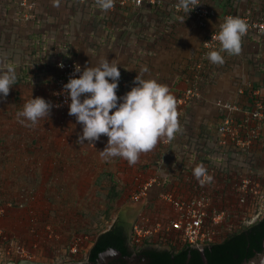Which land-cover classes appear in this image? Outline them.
<instances>
[{"label": "built area", "instance_id": "1", "mask_svg": "<svg viewBox=\"0 0 264 264\" xmlns=\"http://www.w3.org/2000/svg\"><path fill=\"white\" fill-rule=\"evenodd\" d=\"M40 1L15 0L17 18L25 23H35ZM74 1L76 5L96 6L107 14L108 18L112 15L124 19L137 15L170 16L178 25H189L203 31L196 56L186 60L183 66L182 80L186 85L180 87L176 82L155 79L166 85L175 98L179 131L172 140L158 142V160L153 165L140 164L141 172L155 168L156 174L145 182L142 181V175L137 177L136 188L128 194L130 199L139 201L148 198L151 190L156 188V200L162 207L161 210L160 207L157 209L159 212L147 209L138 214L129 236L131 247L139 250L171 251L173 248L180 250L209 246L219 242L230 232L263 220L264 82L257 85H239L231 94L232 98L216 100L218 115L215 123L209 127L212 140H209L207 135L199 139L200 132L192 133L191 146H188L184 144V131L187 130L189 110L204 99L201 88L210 82L212 63L208 59V53L219 50L220 42L216 39V34L220 25L226 17H239L247 25L241 38L240 51L233 54V58L240 56L251 44H262L264 0H196L197 6L189 13L181 7L179 0H112V7L107 10L101 9L97 0L72 2ZM221 55L222 64L231 62L229 53L223 52ZM52 61L50 65L55 71L52 76V93L51 98L45 100L53 105L50 112L67 115L70 100L63 91V85L73 74L75 65H79L81 71L85 67L73 57H58ZM137 75L135 72H126L124 75L120 73L116 90L118 97L135 86L133 81ZM140 76L147 79L141 74ZM197 140L205 152H194ZM93 144L90 146L95 147V141ZM204 145L207 148H203ZM181 155L184 157L181 158ZM200 158H210L211 161H203L204 159ZM175 166L176 168L172 169ZM197 166H203L205 169L199 179L193 175ZM168 167L171 168L169 175H166L168 177L161 175L160 172H165ZM175 170H179V174L172 175ZM2 203L0 200V216L5 214L6 206L11 205L7 203L4 206ZM32 223L36 224L35 219ZM46 229L49 231L50 226L47 225ZM11 238L0 229L1 263L7 264L17 260L37 261L49 256L47 247L41 249L34 242L27 246ZM84 239L77 237L71 241L69 252L72 259L69 263L79 260L75 258L79 254L81 243L85 242ZM49 241L51 240H45V244L48 245Z\"/></svg>", "mask_w": 264, "mask_h": 264}, {"label": "rangeland", "instance_id": "2", "mask_svg": "<svg viewBox=\"0 0 264 264\" xmlns=\"http://www.w3.org/2000/svg\"><path fill=\"white\" fill-rule=\"evenodd\" d=\"M37 12L38 19L35 23H30L31 28H26L32 29L30 31H33L34 39L41 42L40 50L46 52L48 46L55 52L53 56L59 54L62 57L76 58L83 67L96 66L101 59H108L126 72L140 73L147 79L163 78L176 82L181 87L185 86L182 81L185 61L196 56L202 37V33L195 27L178 25L170 16L137 15L124 19L112 15L108 18L96 6L76 5L68 0H41ZM16 13L15 0H0V57L5 60L13 55L12 63L18 57L7 50L6 44L13 43L15 39L18 44L24 43V37L13 34L19 33L16 31L19 21L15 22L16 27L7 17ZM10 31L13 33H9ZM255 48L249 47L236 58L230 54L232 58L229 64L216 66L212 63L210 82L201 88L203 94L233 93L239 85L264 82V41ZM18 54H23V50ZM29 67L22 64L20 70H35ZM141 68H147V72H140ZM35 71L40 74L39 70ZM219 79L224 83L218 85ZM102 145L103 148L93 147V150L83 147L76 150L82 159L79 162L80 172L76 177V182L80 180V183L75 184L79 189L69 191L65 197L50 198L49 201L55 207L49 211L44 210L39 215L34 214L36 224L31 223L29 236L38 247H47L49 250L48 257L36 262L69 263V253H65L72 239L77 238L75 236L88 238V243L84 239L87 246L78 255L82 263L86 262L92 243L101 233L111 228L120 212L126 208L134 212L143 203L142 200H131L127 194L128 189H135L137 186V181L134 180L136 172L130 173L133 174V178H129L131 185H125L127 181L124 182L125 173L120 171V160L115 157L102 159L99 151L104 149L107 142ZM86 151L92 153L93 160L86 159ZM180 157L183 158L184 155ZM71 184L73 185L72 182ZM40 222L43 223L39 225ZM47 225L50 226L49 231L46 229ZM0 229L11 236L12 240H19L17 242L27 246L31 243L28 239L20 240L10 230ZM38 237L42 238L43 245ZM44 240L51 241L46 245ZM61 240H65V244L60 243Z\"/></svg>", "mask_w": 264, "mask_h": 264}, {"label": "crops", "instance_id": "3", "mask_svg": "<svg viewBox=\"0 0 264 264\" xmlns=\"http://www.w3.org/2000/svg\"><path fill=\"white\" fill-rule=\"evenodd\" d=\"M7 17L12 24H15L14 26H16L15 22L19 21L17 25L19 27L16 26V31L19 33L15 34L12 31L9 33L24 37L25 45H22L24 43L18 44L16 39L13 43L6 44L10 53L17 54L18 58H15L14 63L11 62L13 55L5 58V60L0 57V69H4V65L8 62L13 65L17 74L16 82L10 87L7 97L0 99V198L11 204L7 206L5 215L0 217V227L10 230L20 240L28 239L32 243L33 241L29 236V227H31V220L36 219L34 214L39 215L44 210L49 211L55 207L49 201L50 198L65 197L69 191L79 189L75 184L80 183V180L76 182V177L80 172L79 162L82 159L76 150L82 147L93 150V147L87 144L88 141L77 143L78 136L82 134V125L76 122L74 116L50 112L48 117L39 119L35 125L30 122L21 124L18 121L17 112L21 111L25 102L32 99V97L51 98L52 76L55 71L50 63L55 58L53 56L55 52L48 46L46 52L40 50L38 41L32 35L33 31H30L32 29H30L31 25L29 23L19 20L17 15H8ZM26 27H30V30ZM197 30L202 33L203 37V31ZM0 35H2L1 30ZM251 46L255 48L257 44H251L247 47ZM21 49L24 55L18 54L19 51H22ZM4 62L5 64H2ZM22 64L30 66V69H44L43 73L45 74H41V76L39 74L36 78L37 76H34L35 70L26 71L27 78L25 77L26 79L22 82L20 81L23 76L20 70ZM37 79L38 83L36 82ZM182 81L185 83L184 80ZM218 81V85L224 83L221 79ZM177 85L179 86V84ZM226 89L227 87L224 92ZM231 94L232 92L205 93L204 99L194 104L189 110L184 140H190V134L200 132L201 126L209 128L210 125H213L218 115V109L215 105L216 100L219 98L230 99L232 98ZM107 140V136L101 134L100 138L95 141V148H103L102 144ZM157 147L158 143L152 150L140 153L137 162L132 165L122 157H115L120 160L122 166L120 171L125 173L126 180L124 182L127 181L125 185L129 183L131 185L129 178L135 172L134 180L142 175L143 182L156 174L155 168L141 172L140 164L150 163L153 165L158 160ZM86 155L88 156L86 159L93 160L92 153L86 151ZM169 168L165 172L161 171L160 174L163 176L169 175ZM175 168L176 166L172 169ZM174 174H179V170H175L172 175ZM126 175L129 177L127 178ZM173 179L176 180V178ZM174 189L177 190L178 188ZM132 191L133 188L128 189L127 194ZM156 194L157 189L154 188L148 198L142 199L143 203L138 206L139 209L137 210L139 214L147 209L157 210L160 207L161 210L162 206L156 200ZM46 198L48 199L46 200ZM157 211L159 212V210ZM42 223L40 222L39 225ZM60 243L65 244V240H61Z\"/></svg>", "mask_w": 264, "mask_h": 264}, {"label": "clouds", "instance_id": "4", "mask_svg": "<svg viewBox=\"0 0 264 264\" xmlns=\"http://www.w3.org/2000/svg\"><path fill=\"white\" fill-rule=\"evenodd\" d=\"M179 2L188 13L197 6L196 0ZM97 3L104 10L112 7V0H97ZM246 29V23L239 17H226L216 34L219 50L208 53L209 61L222 64L221 53L238 54ZM118 66L108 59H101L96 66L85 67L83 71L75 65L63 91L70 100L68 115L74 116L82 125L77 143L88 141L87 144L94 145L93 142L104 134L108 140L105 148L99 151L101 158L107 160L119 156L132 165L140 153L152 150L165 139H173L179 131L178 113L175 98L168 87L155 79H143L140 73L133 81L135 86L118 97ZM140 72H147V68H141ZM16 79L15 68L6 63L4 70L0 71V99L7 97ZM52 107L44 98L32 97L16 115L21 124L30 122L35 125L39 119L49 116ZM204 172L203 166H197L193 175L199 179Z\"/></svg>", "mask_w": 264, "mask_h": 264}, {"label": "trees", "instance_id": "5", "mask_svg": "<svg viewBox=\"0 0 264 264\" xmlns=\"http://www.w3.org/2000/svg\"><path fill=\"white\" fill-rule=\"evenodd\" d=\"M73 3L76 4L75 1ZM36 41H38V46L41 48L40 46L41 42L39 40ZM58 57H62V56L56 54L55 58ZM64 58H68V57H64ZM119 71L123 75L124 73H126V71H124L123 69H119ZM39 72H40V76L41 74H45L43 73L44 69L39 70ZM21 73L23 77L20 79V81L23 82V80L27 78L26 77L27 74H25L26 70L21 71ZM34 76H37L36 78H38L39 74L35 73ZM36 82L38 83V79L36 80ZM210 132L211 131L209 128L205 126H201V131L198 136L199 139H202L205 135H207L208 139L212 140V136L210 135ZM184 144L186 145L188 144V146H191V141L188 139ZM203 148H207V146L204 145ZM194 150H195L194 152L196 151L205 152L203 149H201V144L199 143V140L195 142ZM196 156L198 155L196 154ZM205 158H200V159L201 160L204 159L203 161L205 160L211 161L210 158L208 159ZM0 200L3 201L2 204L4 206H6L5 203H8L5 202L7 200L4 199L2 200L1 198ZM38 232H40V230ZM75 237H79V236H75ZM38 239L40 240V243L43 245V243L41 242L42 238L38 237ZM263 239H264V220H260L250 226H243L236 231L230 232L219 242L209 245L205 249L206 259L208 260L209 264H241L243 261L251 259L255 254L260 253L262 251ZM127 241H128V236L126 234L123 235L120 227L116 223H114L107 232L101 233L92 243V247L90 248L88 258L95 261L100 252H103L104 250H107L109 248H114L124 254L130 255L132 252L129 250ZM88 242L89 241L87 240L86 243ZM86 243L85 242L81 243L79 254L83 251L85 246H87ZM69 248L70 246H68L65 254L69 253L70 257L68 260L70 261L72 259V256L70 255ZM189 252H190L189 249L177 250L176 248H173L171 251L158 250V249L146 250L147 256L152 258L151 264H186V260L188 258ZM78 255L76 256L75 259H78ZM18 261L19 260H17V262ZM190 264H203V260L200 255V252H196L195 257L192 263Z\"/></svg>", "mask_w": 264, "mask_h": 264}, {"label": "flooded vegetation", "instance_id": "6", "mask_svg": "<svg viewBox=\"0 0 264 264\" xmlns=\"http://www.w3.org/2000/svg\"><path fill=\"white\" fill-rule=\"evenodd\" d=\"M138 214H139V212H137V210L133 212L131 209L126 208L125 210H122L120 212L117 219L115 220L114 223H116L120 227L123 235L126 234L128 236L127 245L129 247V250L132 253L129 255V254H124L121 252V256L118 258L112 259L109 264H151L152 263V258L147 256V253H146V250H148V249H142V250L132 249L130 247V244H129V236L131 234L133 223L135 222L136 218L138 217ZM107 231H105V232H107ZM205 249L206 248H204L202 250L197 249V248L189 249L190 252L188 254L186 264L192 263L195 255H196V252H200L201 257L204 254L205 258H206ZM173 260H174V258H173ZM202 260H203V258H202ZM92 261L94 262V260H91L88 258V260H86V264H89ZM75 262H81V261L76 260Z\"/></svg>", "mask_w": 264, "mask_h": 264}, {"label": "water", "instance_id": "7", "mask_svg": "<svg viewBox=\"0 0 264 264\" xmlns=\"http://www.w3.org/2000/svg\"><path fill=\"white\" fill-rule=\"evenodd\" d=\"M264 220V219H263ZM131 247V245H130ZM208 246H200L196 247L197 249H204ZM132 248V247H131ZM133 249V248H132ZM121 256V252L114 248H109L107 250H104L103 252H100L98 254L97 259L93 262H90L89 264H109L112 259L118 258ZM203 258V264H209L208 260L205 258V255H202ZM7 264H45L41 262L36 261H29V260H20L18 262L11 261ZM67 264H86V262H80V263H67ZM241 264H264V239L262 242V251L260 253L255 254L251 259L243 261Z\"/></svg>", "mask_w": 264, "mask_h": 264}]
</instances>
